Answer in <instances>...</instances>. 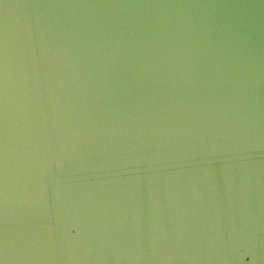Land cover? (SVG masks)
I'll return each mask as SVG.
<instances>
[{"label":"clouds","instance_id":"clouds-1","mask_svg":"<svg viewBox=\"0 0 264 264\" xmlns=\"http://www.w3.org/2000/svg\"><path fill=\"white\" fill-rule=\"evenodd\" d=\"M261 17L4 3L0 264H264Z\"/></svg>","mask_w":264,"mask_h":264},{"label":"water","instance_id":"water-1","mask_svg":"<svg viewBox=\"0 0 264 264\" xmlns=\"http://www.w3.org/2000/svg\"><path fill=\"white\" fill-rule=\"evenodd\" d=\"M108 2H188V3H227L242 5H258L264 3V0H0V25L3 22V5L8 4H33V3H108ZM21 10L10 9V24H14L17 19V13ZM252 15L257 17L254 11ZM261 24L264 25V17H261Z\"/></svg>","mask_w":264,"mask_h":264}]
</instances>
